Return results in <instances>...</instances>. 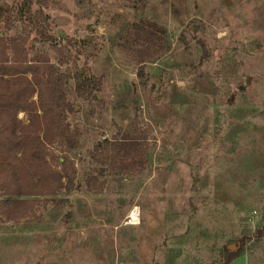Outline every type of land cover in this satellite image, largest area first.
I'll return each instance as SVG.
<instances>
[{
  "label": "rangeland",
  "instance_id": "1",
  "mask_svg": "<svg viewBox=\"0 0 264 264\" xmlns=\"http://www.w3.org/2000/svg\"><path fill=\"white\" fill-rule=\"evenodd\" d=\"M1 1L5 37L28 25L30 56L71 70L68 121L80 138L56 148L72 191L0 194L36 201L19 221L0 208V264H224L229 245L245 248L234 264H264V0ZM135 24L163 29L167 51L140 62L127 40ZM78 76L100 81L97 99L79 96ZM134 128L146 164L126 172L92 157ZM134 205L141 221L127 225Z\"/></svg>",
  "mask_w": 264,
  "mask_h": 264
},
{
  "label": "trees",
  "instance_id": "2",
  "mask_svg": "<svg viewBox=\"0 0 264 264\" xmlns=\"http://www.w3.org/2000/svg\"><path fill=\"white\" fill-rule=\"evenodd\" d=\"M5 11L0 0V24ZM38 15L46 28L47 15ZM27 27L23 35L7 38L0 25V194L53 196L74 189L71 163L56 154L58 147L71 152L79 146L80 131L68 121V113L74 108L64 90L72 73L69 68L61 71L46 54L30 56ZM164 34L156 24H135L127 40L139 44L143 62L155 60L167 51ZM75 84L79 96L97 99L95 90L100 89V81L78 76ZM21 112L26 114V120L19 117ZM144 132L139 128L125 130L119 138L98 144L92 157L101 165L109 163L120 171H135L134 165L143 166L150 160ZM86 184L90 191L101 192L105 181L90 176ZM35 204L33 200H5L0 201V208L9 219L19 221L33 211ZM244 253L243 246L233 252L226 249L224 264Z\"/></svg>",
  "mask_w": 264,
  "mask_h": 264
},
{
  "label": "built area",
  "instance_id": "3",
  "mask_svg": "<svg viewBox=\"0 0 264 264\" xmlns=\"http://www.w3.org/2000/svg\"><path fill=\"white\" fill-rule=\"evenodd\" d=\"M141 221V208L138 205H134L125 217L124 223L127 225H136Z\"/></svg>",
  "mask_w": 264,
  "mask_h": 264
},
{
  "label": "water",
  "instance_id": "4",
  "mask_svg": "<svg viewBox=\"0 0 264 264\" xmlns=\"http://www.w3.org/2000/svg\"><path fill=\"white\" fill-rule=\"evenodd\" d=\"M228 248L233 251L234 249H236V246L235 245H229Z\"/></svg>",
  "mask_w": 264,
  "mask_h": 264
},
{
  "label": "crops",
  "instance_id": "5",
  "mask_svg": "<svg viewBox=\"0 0 264 264\" xmlns=\"http://www.w3.org/2000/svg\"><path fill=\"white\" fill-rule=\"evenodd\" d=\"M240 257H241V256H240ZM238 258H239V257H238ZM238 258L234 259L230 264H234V262H235Z\"/></svg>",
  "mask_w": 264,
  "mask_h": 264
}]
</instances>
